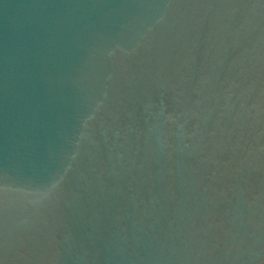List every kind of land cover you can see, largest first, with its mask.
Segmentation results:
<instances>
[{
  "label": "water",
  "instance_id": "water-1",
  "mask_svg": "<svg viewBox=\"0 0 264 264\" xmlns=\"http://www.w3.org/2000/svg\"><path fill=\"white\" fill-rule=\"evenodd\" d=\"M0 264H264V0H0Z\"/></svg>",
  "mask_w": 264,
  "mask_h": 264
}]
</instances>
